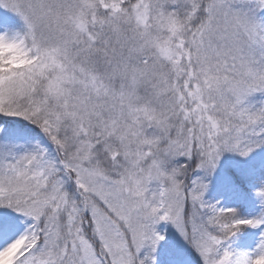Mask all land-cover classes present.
<instances>
[{
	"label": "snow or ice",
	"instance_id": "6c2138e0",
	"mask_svg": "<svg viewBox=\"0 0 264 264\" xmlns=\"http://www.w3.org/2000/svg\"><path fill=\"white\" fill-rule=\"evenodd\" d=\"M0 264H264V0H0Z\"/></svg>",
	"mask_w": 264,
	"mask_h": 264
}]
</instances>
